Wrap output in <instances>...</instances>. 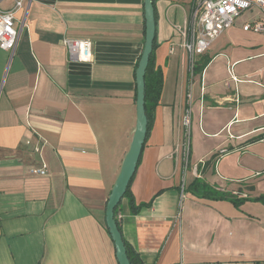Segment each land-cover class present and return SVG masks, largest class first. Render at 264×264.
I'll return each mask as SVG.
<instances>
[{
	"label": "crops",
	"instance_id": "1",
	"mask_svg": "<svg viewBox=\"0 0 264 264\" xmlns=\"http://www.w3.org/2000/svg\"><path fill=\"white\" fill-rule=\"evenodd\" d=\"M192 1L153 0L162 91L129 185L150 206L133 215L122 198L115 220L141 264H264V34L242 30L258 14L235 20L192 63ZM0 9L18 32L12 56L0 49V264H118L105 206L136 127L143 0ZM64 39L89 41L92 61H70ZM194 179L246 200L197 198Z\"/></svg>",
	"mask_w": 264,
	"mask_h": 264
},
{
	"label": "built area",
	"instance_id": "2",
	"mask_svg": "<svg viewBox=\"0 0 264 264\" xmlns=\"http://www.w3.org/2000/svg\"><path fill=\"white\" fill-rule=\"evenodd\" d=\"M2 1L0 0V3ZM20 6V1L15 2L14 9H18ZM252 10L257 12L258 18L244 23L242 30L254 34H264V0H193L191 20L182 33L180 32L190 61L193 63L196 55L203 54L214 40L230 29L241 13ZM13 15V10L2 11L0 9V49L8 52L10 56L13 55L18 41ZM63 46L70 61L79 63L92 61L93 53L89 41L64 39ZM181 124L184 128L182 172L185 175L188 169L189 150L190 112L188 110L184 113ZM32 172L44 176L46 168L42 165ZM192 172L195 174L196 167L192 169Z\"/></svg>",
	"mask_w": 264,
	"mask_h": 264
},
{
	"label": "water",
	"instance_id": "3",
	"mask_svg": "<svg viewBox=\"0 0 264 264\" xmlns=\"http://www.w3.org/2000/svg\"><path fill=\"white\" fill-rule=\"evenodd\" d=\"M145 19V42L136 68V127L127 153L122 161L114 186L105 206V225L114 244L118 264H129L122 236L117 228L114 210L122 200L132 179L146 138L147 117L145 114V72L153 49L155 18L153 0H143Z\"/></svg>",
	"mask_w": 264,
	"mask_h": 264
},
{
	"label": "trees",
	"instance_id": "4",
	"mask_svg": "<svg viewBox=\"0 0 264 264\" xmlns=\"http://www.w3.org/2000/svg\"><path fill=\"white\" fill-rule=\"evenodd\" d=\"M153 49H154V42H153ZM153 49L151 52V55L149 57V63L145 72V78H144V83H145V114L147 117V131H146V136L149 133L150 130V125L153 117V107L158 103L162 91V83H163V76L162 72L159 68H157L154 65L153 61ZM208 62V59L203 60L200 63V66L194 67L196 68V71H201L203 67L206 65ZM131 182V180H130ZM129 182V185H130ZM129 185L125 191V194L123 198H128L129 202V207L131 210V213L133 215L137 214L140 209L149 207L150 203L147 204H138L136 205L132 199V196L129 191ZM186 191L191 193L197 198H208V199H229L232 201L235 205H240L243 203L246 199H240L237 198L236 196L232 194H228L225 192H220V191H215L209 188L207 185H205L202 181L199 179H194L192 183L186 188ZM262 203H264V199L261 200ZM118 206L114 210V218H115V213L117 210ZM116 221V220H115ZM117 224V222H116ZM117 228L120 232V229L117 224ZM125 249H126V254L127 258L129 261V264H141L138 256L129 248V246L123 241Z\"/></svg>",
	"mask_w": 264,
	"mask_h": 264
},
{
	"label": "rangeland",
	"instance_id": "5",
	"mask_svg": "<svg viewBox=\"0 0 264 264\" xmlns=\"http://www.w3.org/2000/svg\"><path fill=\"white\" fill-rule=\"evenodd\" d=\"M256 11L252 10V11H247V12H243L241 13L237 18L236 21H246V20H252L255 16H256ZM119 174V173H118ZM118 176V175H117ZM190 175L187 176V178H189Z\"/></svg>",
	"mask_w": 264,
	"mask_h": 264
}]
</instances>
